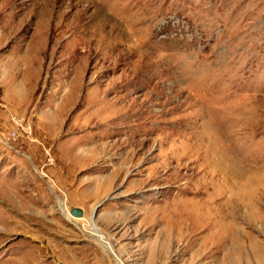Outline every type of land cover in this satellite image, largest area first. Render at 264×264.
<instances>
[{
    "label": "rangeland",
    "instance_id": "374dc122",
    "mask_svg": "<svg viewBox=\"0 0 264 264\" xmlns=\"http://www.w3.org/2000/svg\"><path fill=\"white\" fill-rule=\"evenodd\" d=\"M98 231L264 264V0H0V264H120Z\"/></svg>",
    "mask_w": 264,
    "mask_h": 264
},
{
    "label": "bare ground",
    "instance_id": "6f19581e",
    "mask_svg": "<svg viewBox=\"0 0 264 264\" xmlns=\"http://www.w3.org/2000/svg\"><path fill=\"white\" fill-rule=\"evenodd\" d=\"M174 169V168H173ZM63 209H64V205L61 203ZM98 236V239L112 252L114 253V255L117 257V259L119 260L120 264H123L122 261L119 259V257L117 256V254L114 252L112 245H110V243L107 241L106 237L101 234L99 231L97 233H95Z\"/></svg>",
    "mask_w": 264,
    "mask_h": 264
},
{
    "label": "built area",
    "instance_id": "2783aa9c",
    "mask_svg": "<svg viewBox=\"0 0 264 264\" xmlns=\"http://www.w3.org/2000/svg\"><path fill=\"white\" fill-rule=\"evenodd\" d=\"M13 134L15 135L16 133L14 132Z\"/></svg>",
    "mask_w": 264,
    "mask_h": 264
}]
</instances>
